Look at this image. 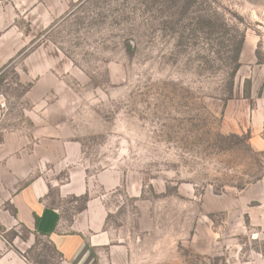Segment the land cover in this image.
<instances>
[{
	"label": "rangeland",
	"instance_id": "374dc122",
	"mask_svg": "<svg viewBox=\"0 0 264 264\" xmlns=\"http://www.w3.org/2000/svg\"><path fill=\"white\" fill-rule=\"evenodd\" d=\"M0 65V128L58 181L61 146L86 168L88 196L49 204L101 202L97 264H264V152L222 127L236 86L263 91L264 0H0ZM60 261L0 223V264Z\"/></svg>",
	"mask_w": 264,
	"mask_h": 264
},
{
	"label": "crops",
	"instance_id": "0c3cea01",
	"mask_svg": "<svg viewBox=\"0 0 264 264\" xmlns=\"http://www.w3.org/2000/svg\"><path fill=\"white\" fill-rule=\"evenodd\" d=\"M261 84L252 78L248 98L242 94V85L236 86L235 92L241 95L226 101L222 120L227 133L248 134V144L257 152H264V86L259 95ZM23 145V130L0 128V223L8 229L24 226L46 238L60 255V264H97L96 250L108 241L103 231L106 216L101 202L87 200L85 209L69 223L64 222L58 208L49 204L53 188L60 198L88 196L86 168L76 164L74 154H65L61 146L62 160L53 169L60 173L68 168L66 180L58 181L45 174L49 158L42 160L46 164L34 163L33 156L37 154L26 150L24 155ZM32 151L37 150L33 147ZM255 187L258 192L255 200L264 204V174Z\"/></svg>",
	"mask_w": 264,
	"mask_h": 264
},
{
	"label": "trees",
	"instance_id": "16d2710c",
	"mask_svg": "<svg viewBox=\"0 0 264 264\" xmlns=\"http://www.w3.org/2000/svg\"><path fill=\"white\" fill-rule=\"evenodd\" d=\"M204 24L207 27H209L211 25L208 20H205L204 21ZM242 42H243L242 40L239 42V45L237 46V48L234 51L233 62H234L235 65H234V68H233L232 77L235 75L237 69L239 68L238 58H239L240 50L242 48ZM261 92L262 91L259 92V95L261 94ZM229 93H230V96L233 94L232 88H231V90H230ZM249 93H250V83H249V81H245V83H244V95L243 96L245 98H248L249 97Z\"/></svg>",
	"mask_w": 264,
	"mask_h": 264
}]
</instances>
